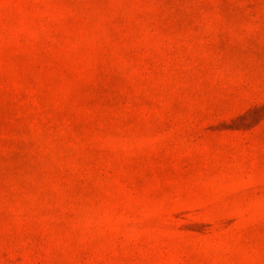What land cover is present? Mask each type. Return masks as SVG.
<instances>
[{
  "label": "rangeland",
  "instance_id": "obj_1",
  "mask_svg": "<svg viewBox=\"0 0 264 264\" xmlns=\"http://www.w3.org/2000/svg\"><path fill=\"white\" fill-rule=\"evenodd\" d=\"M0 264H264V0H0Z\"/></svg>",
  "mask_w": 264,
  "mask_h": 264
}]
</instances>
